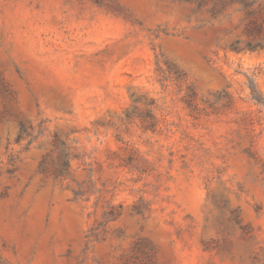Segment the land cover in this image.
<instances>
[{"label": "rangeland", "instance_id": "1", "mask_svg": "<svg viewBox=\"0 0 264 264\" xmlns=\"http://www.w3.org/2000/svg\"><path fill=\"white\" fill-rule=\"evenodd\" d=\"M0 264H264V0H0Z\"/></svg>", "mask_w": 264, "mask_h": 264}, {"label": "trees", "instance_id": "2", "mask_svg": "<svg viewBox=\"0 0 264 264\" xmlns=\"http://www.w3.org/2000/svg\"><path fill=\"white\" fill-rule=\"evenodd\" d=\"M252 92L255 94V98H256L257 100H260L259 97H258L259 95L256 93V90H255L254 87L252 88Z\"/></svg>", "mask_w": 264, "mask_h": 264}]
</instances>
